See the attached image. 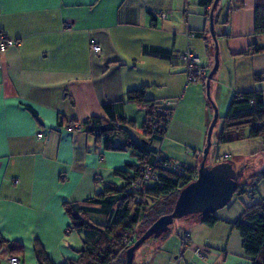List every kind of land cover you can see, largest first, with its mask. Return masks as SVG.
Wrapping results in <instances>:
<instances>
[{"label":"crops","instance_id":"0c3cea01","mask_svg":"<svg viewBox=\"0 0 264 264\" xmlns=\"http://www.w3.org/2000/svg\"><path fill=\"white\" fill-rule=\"evenodd\" d=\"M255 3L218 1L214 29L224 54L210 84L218 106L234 92L253 88L262 90L264 104V50L241 53L252 43L264 46V33L254 32ZM161 11L168 17L160 18ZM66 23L69 29L64 28ZM0 29L17 39L0 60V264H9L7 258L14 254L20 256L19 264H39L35 243L53 264H63L76 257V247L66 238L69 219L62 202L74 200L94 208L86 217L103 223L105 207L84 200L102 190L104 183L124 184L113 170L135 162L128 148L104 149L102 140L83 127L70 130L67 125L105 116L103 103L113 102L116 114L134 121L126 127L139 141L145 107L125 99V91L145 85L146 98L169 107L176 100L165 135L154 145L187 165L198 163L205 143L207 104L205 100L203 107L204 98L198 94L193 129L184 131L187 122L177 115V108L200 86L198 80L185 82L178 54L191 48L205 66H211L214 47L208 38L205 7L198 0H0ZM91 40L100 45V53L90 51ZM153 50L164 53L155 55L150 53ZM255 74L260 78L255 79ZM201 82L202 93L205 81ZM60 119L72 122L60 124ZM246 132L243 129L244 137L228 142L250 138ZM166 139L174 145L189 144L192 155L188 150V156L181 150L176 153L180 157L167 153L162 147ZM255 199L248 191L236 194L215 211L219 219L212 226L183 221L186 247L205 249L204 262L194 257L192 264H251L231 222ZM167 236L160 238L161 243ZM176 250L177 244L171 252ZM163 253L160 258L169 262L168 250ZM185 261L180 254L168 264Z\"/></svg>","mask_w":264,"mask_h":264},{"label":"trees","instance_id":"16d2710c","mask_svg":"<svg viewBox=\"0 0 264 264\" xmlns=\"http://www.w3.org/2000/svg\"><path fill=\"white\" fill-rule=\"evenodd\" d=\"M212 1L198 0L200 5L205 7L206 22H208ZM217 6L214 9V23L217 17ZM224 22H227V17ZM207 30L209 33V29ZM254 32L264 33V0H256L255 3ZM208 38L211 42L210 35ZM263 50L264 46L252 43L241 53H255ZM150 53L157 55L164 52L153 50ZM260 75L255 74L254 78L259 79ZM202 80L205 81V79ZM125 99L133 100L145 107V116L139 125L141 131L139 141L131 138L126 127V125H134V121L127 119L121 113L116 114L114 111L116 103L113 102L103 103L105 116L93 115L79 123L85 131L102 140L104 149L122 150L128 148L130 154L135 158V162H127L124 168L113 170L116 176L124 180V184L116 186L111 182L104 183L102 190L84 200L85 203L101 204L105 207L106 219L103 223L93 222L86 217V213L94 208L74 200L62 202L69 219L67 230H75L80 234L82 242L81 247L75 249L76 257L66 258L63 264H125L124 252L132 243L126 244L124 240L131 232H135L136 237L140 234V231H135V226L139 222L142 210H148L144 205L145 199L150 197L155 200V203L149 207L150 211L152 209L157 211L151 217L152 221L159 214L171 209L158 211L159 202L168 196H175L181 187L196 176L198 163L187 165L182 162V170H170L165 167L164 163L172 157L165 155L154 145V143L160 142L165 135L172 108L162 105L153 98H146L145 85L128 88L125 91ZM211 111L212 107L209 102L207 103V125L210 121ZM67 121L72 122L60 119L59 123ZM218 121L220 125L215 132V142L217 143L244 137L243 129L247 130L246 137H259L264 140L262 90L253 88L234 92L229 99L225 113L221 116L218 115ZM218 160L229 159L225 155L222 158H217L215 162ZM148 166L151 167L156 179L139 187L136 182L141 180L143 172ZM239 166H243V174L237 180V190L234 194L247 191L252 194L255 184L260 179L264 180V169L253 171L245 177L246 168L250 167L249 160L244 158L240 161ZM190 215L197 216V214H189L183 217L190 220L188 218ZM218 219L216 213L212 212L191 219L187 225L199 221L207 226H212ZM231 225L239 232L242 248L250 256L251 264H264V194L245 205L240 216L232 221ZM179 239L180 246L184 249L188 243L187 228L182 235H179ZM10 246L14 247V244ZM34 253L39 264H53L40 244L35 243ZM14 255L20 258L19 255Z\"/></svg>","mask_w":264,"mask_h":264},{"label":"rangeland","instance_id":"374dc122","mask_svg":"<svg viewBox=\"0 0 264 264\" xmlns=\"http://www.w3.org/2000/svg\"><path fill=\"white\" fill-rule=\"evenodd\" d=\"M218 38L219 37H217L218 59H219V63H220V61H222V57L224 54V47L221 43V39L219 40ZM207 68L209 69L208 66H207ZM198 82H199L200 89H198L197 92H195V93L193 92L194 94H192L191 97H188V96L185 97L182 101V104L177 108V115L179 114V116L182 119H184L183 121L187 122L186 123L187 128H186V130H184L185 128H183V130L187 131L188 133H189V129H193V124H192L191 120H192V116L194 114H196L198 94L200 96H202V98H204V99H202L203 100V107H205L206 104L210 102V100L205 95V86H204V92L202 91V93H201V90H203V82H201L200 79L198 80ZM192 83H193V81L188 82L187 84H192ZM210 95L212 97L211 91H210ZM212 99H213V97H212ZM229 99H230L229 97H227V98L225 97V99L223 101H221V103L223 102L224 104L223 105L221 104L219 106H218L217 102L213 99L216 106H217L219 116H221L225 113ZM205 100H206V104H205ZM170 106L172 108V113L174 114V111L176 110V100H175V103L172 102V104ZM184 116H187V118L186 119L183 118ZM211 116L212 115H210L209 120L211 119ZM175 123H177L176 120H175ZM218 126H219V121L217 122L216 128L213 131L212 136H211L212 145H211L210 150L208 152V155L206 158V163L215 162V160L217 158L223 157V155L217 156L218 154L229 153V154H227V155H229V156H227V159H229L232 162L233 166H235V167H239L240 161H242L244 158L249 160L250 167L246 168L245 177L248 174L252 173L253 171H257L258 169H264V141H262L261 139L247 138V139H241V140L235 141V142H225V143H222L221 146H217V142H215V135H216L215 132L218 129ZM135 127H137V125ZM134 137L136 138V135ZM159 145L161 146V143ZM184 145H186V146H184ZM234 145H236L238 147L240 146V147L237 149L231 148ZM162 147L165 149V151L167 153H173L174 152L176 154V153H179L181 150L184 155H187V154L192 155V153H191L192 149L190 148L189 144H177V145L175 144L174 145L166 139L162 143ZM185 150H188L187 154L185 153ZM176 155L178 157H180L178 154H176ZM200 158H201V153L199 154L198 163H199ZM251 169H253V170H251ZM253 194H254L255 198H258L264 194V181H263V179H260L255 184ZM234 196H236V194H233L232 198H234ZM174 197L175 196H168L165 199H163L162 202L160 201L158 211H160L161 209H165L166 211L169 210L172 207ZM145 200H146V203L144 205H145L146 209L148 208V210H146V211L142 210V214L140 215L139 222L135 226L136 232H137V230L141 232L147 226V224L151 221V217L153 215H155L157 212L153 209H152V211L149 210V207L155 203V200L153 198H150V197H147ZM197 217L198 216L190 215L188 218H190V220H191V219H194ZM187 220H189V219L184 218V217L174 218V220L170 224L171 231L169 233H167L168 236L164 239V241H162V243L160 240V238H162V237H160V238L159 237H150V238L146 239L144 242H142L137 247V249L134 251L133 264H153V262H155V261L158 262V264H168L169 262H171L174 259L175 255H180V254H182V256H184L186 258V260H188V261H185L186 264H192V261L194 259V254L192 252V245H189V246L185 247L184 250H182L181 246L179 244V242H180L179 241L180 240L179 235H182L183 231H185V228H186V227H184L183 221L185 222ZM96 221H99V220L97 219ZM66 238L71 241V243L73 244V247H76V248L81 247V244H82L81 237L75 230H71L69 233H66ZM176 244L178 245L179 250H176L175 252H171L172 248L176 247ZM159 245L161 246L160 248H158ZM164 250H168L169 262H166V260L164 262L160 258V256L162 254H164L163 253ZM189 250H190L191 254L189 253Z\"/></svg>","mask_w":264,"mask_h":264},{"label":"water","instance_id":"95a60500","mask_svg":"<svg viewBox=\"0 0 264 264\" xmlns=\"http://www.w3.org/2000/svg\"><path fill=\"white\" fill-rule=\"evenodd\" d=\"M219 0H213L209 8L208 26L213 42V62L205 78V95L212 107L211 119L205 133V143L201 150L196 176L181 187L175 195L169 211L159 214L145 227L124 252L125 264H133L134 251L150 237H163L171 231L170 224L174 218L189 214L203 216L215 212L225 206L237 190V180L243 174V166L235 167L230 160H218L206 163V158L212 144V133L217 123V106L210 95L211 79L219 64L218 42L214 29V9Z\"/></svg>","mask_w":264,"mask_h":264},{"label":"built area","instance_id":"2783aa9c","mask_svg":"<svg viewBox=\"0 0 264 264\" xmlns=\"http://www.w3.org/2000/svg\"><path fill=\"white\" fill-rule=\"evenodd\" d=\"M158 16L160 18H166L168 17V12L166 11H161L158 13ZM65 29L70 28V24L66 23L64 25ZM189 35H193L192 32L189 33ZM17 43L16 38H12L8 36L5 32H3L0 29V60H1V55L5 52L7 47L14 45ZM90 51L93 54H98L101 52V47L99 44H97L95 41L91 40L89 44ZM180 61L183 64L184 67V72H185V82H191V81H196V80H202L206 78L208 68L205 66L201 58L196 54V52L191 49V48H186L182 52L178 54ZM1 66V63H0ZM166 104H170L169 101H165ZM80 125L77 124H69L67 125V128L70 130H79ZM42 134L38 132L37 136H41ZM165 167H167L170 170L174 171H180L182 170V162L176 158H171L168 160L166 163H164ZM156 179L155 174L153 173L152 169L150 166L146 167V169L143 172L141 180L136 182L137 186L141 187L145 184L151 183ZM16 181V179H14ZM136 237L135 232H131L128 237L125 238L126 244L132 243L133 239ZM192 252L194 254V257L198 260V262H204V254H205V249L204 246L202 245H192ZM7 262L9 264H19L20 263V258L16 255H10L7 258Z\"/></svg>","mask_w":264,"mask_h":264}]
</instances>
